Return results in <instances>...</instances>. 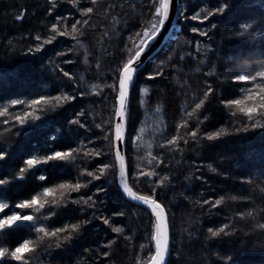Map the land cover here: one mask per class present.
I'll use <instances>...</instances> for the list:
<instances>
[{"label": "trees", "instance_id": "1", "mask_svg": "<svg viewBox=\"0 0 264 264\" xmlns=\"http://www.w3.org/2000/svg\"><path fill=\"white\" fill-rule=\"evenodd\" d=\"M154 2L0 0V74H8L10 81V86L0 89V110L8 109L5 117H0V147L8 154L0 161V178L9 181L0 186V203H8L14 209L20 199H30L31 195L42 192L44 186L86 185L79 191L65 190L63 196L58 192L56 205L50 199L51 216L47 212L27 213L34 215L37 227L48 230L57 227L70 230L72 224L80 225V234H74L73 241L61 249L55 245L64 234L40 240L34 229L29 235L23 226L10 239L0 233V247L19 246L24 239L32 241L31 250L25 254L28 264L149 263L153 254V222L144 209L128 204L122 197L117 186L112 141L106 137L112 136L115 118V93L107 87L113 83L114 58L122 53L123 59H119L122 66L128 50L134 49L139 41L137 36L141 38L145 31L151 30L156 23ZM222 2L180 0L175 39L137 76V83L144 91L137 89L132 101L136 111L134 143L130 141L125 147L129 184L138 195L152 196L165 208L171 243L168 264H223L219 257L230 253L238 256L240 264H264V229L258 227L264 223V131L241 133L216 143L205 141L204 147L191 140L185 145L181 139L195 128L196 117L200 120L208 117L201 126L202 132L228 127L232 112L237 113V122L244 119L247 123L238 107L224 109L219 100L245 99L250 93L258 95V85L264 83L259 77L256 81L235 83L231 78L237 71L255 76L264 65V0H229L233 3L229 11L203 20L208 11ZM53 4L56 7L50 15ZM88 7L93 11L82 15V10ZM17 15L23 19L17 21ZM194 15H198L196 20L191 19ZM57 16L66 19L57 20ZM85 19L87 24L83 23ZM78 20L81 23L73 31L71 25ZM53 23L68 34L57 36L40 53L28 52L29 47L35 48L55 35L51 32ZM246 25L250 26L247 32L255 31V36L237 35L245 32ZM193 27L207 32L208 36L191 32ZM36 36L41 40L37 41ZM198 42L200 51H197ZM204 45L214 51L205 52ZM236 56L241 57L243 70H233L223 59H218ZM65 71L71 79L63 75ZM156 72L161 75L156 76ZM149 75L155 79L148 80ZM115 82L117 86L118 79ZM64 84L77 86L85 95H77L71 102L49 99L40 106L43 112L29 109L41 116L42 121L38 122L41 126L18 135L15 129L19 126L13 117L24 111L25 106H13L11 101L72 93V87H61ZM208 85L213 86L216 95H210L209 103L194 114L185 129L186 113L204 98ZM57 104L62 107L57 109ZM78 112H83L80 122L90 131L85 132L78 125L69 130L67 121ZM75 132L80 134L73 135ZM173 136L178 139L170 148L166 141ZM69 148L75 152L60 167L42 166L35 173L26 172L23 180L13 179L20 175V167H26L23 160L30 155ZM153 156L162 157L163 163L157 165ZM104 164L109 168L100 176L99 169ZM209 165L216 172L210 171ZM45 170L48 179L41 182L38 176ZM89 171L100 179L93 180L87 175ZM141 172H157L159 175L152 177L153 181L164 176L169 179L161 186L149 183ZM97 188L105 191L97 193ZM81 196L85 199L92 196L96 201L94 207L88 208ZM74 199L79 203L72 204ZM216 199H221V204L212 208ZM204 200H209V204H203ZM118 212L124 215H114ZM93 216L110 218L112 227L122 228L123 232H112L102 219ZM84 220L89 223L80 224ZM225 224L229 225L225 229L230 233L228 237L211 238L207 233V228L215 230ZM86 248L88 252L84 251ZM103 252L109 255L105 257Z\"/></svg>", "mask_w": 264, "mask_h": 264}, {"label": "snow or ice", "instance_id": "2", "mask_svg": "<svg viewBox=\"0 0 264 264\" xmlns=\"http://www.w3.org/2000/svg\"><path fill=\"white\" fill-rule=\"evenodd\" d=\"M95 3V0H93ZM172 0H156L154 2L153 7L155 8L154 18L156 23L152 24V28L150 31H145L143 33V37L137 36V39H140L139 45L135 49L128 50L127 59H124L122 66L119 63V59H123V55L119 58H114L115 66L111 69V78L113 83L107 85V87L111 88L112 92L115 93L114 103H115V134H114V147L116 149L115 159L119 164V187L126 197H129L132 201H136L142 205H145L147 209L151 210L152 216L155 217V231L151 235V240L155 242V251L151 255L149 264H167V254L169 252V244L170 237L168 228L165 224V208L162 207L161 203L157 202V199H154L152 196L147 195H138L136 192L129 187L126 176H125V161L124 156L121 154L124 147L131 141L134 143L133 135L135 133V121H136V111L133 107V96L134 93L143 92L144 89L140 88L137 83V76L141 74L140 65L144 61L145 55L150 50L152 43L154 40L158 39L161 32L165 29L166 23L170 18V7ZM233 6V3H230L229 0H224V2L220 3L218 7L214 8L211 11H208L206 15L203 16V20H208L209 17L216 14H224L229 11ZM56 7L55 4L52 5V8L49 9V14L51 15L53 9ZM93 9L91 7L85 8L82 10V15L84 13H91ZM198 15H194L191 19L196 20ZM17 21H21L23 16L17 15L15 18ZM66 19L61 16H57V20ZM188 19V17H185ZM81 22L78 20L76 23L71 25L73 31L77 30L78 25ZM84 24H87L88 21L85 19L83 21ZM248 25L245 26V32H238L237 35H244L247 33L248 35L255 36L256 32H247ZM212 28L215 29L216 25H212ZM51 32L55 33V35L51 39H44L42 44H37L35 48L29 47L28 52L32 53H40L44 45H48L52 43L57 36H66L68 33L66 31H61L58 29L56 23H53L51 26ZM193 33H199L200 36H208V33L198 29L197 27H193L191 29ZM76 39L75 36L72 37ZM36 40L40 41L41 37L36 36ZM197 51H200V44H197ZM205 52L214 51V49H209L207 45H204ZM58 55H64V53H58ZM264 55V53H262ZM251 59V56L247 57ZM218 59H223L229 68L235 70L239 68L243 70V61L241 57H218ZM240 61V63H237ZM203 63V61H201ZM43 69V65L40 66ZM65 77H69V73L65 71L63 73ZM161 75L160 72H156V76ZM118 77V90L116 86V79ZM257 77L260 78L262 82H264V65L261 66V70L256 73L255 76L251 74H239V72H235L232 74V81L235 82H252L256 81ZM71 79V77H69ZM148 80L155 79L154 76L149 75L147 77ZM5 86H10V81L8 78V74H0V89ZM62 88L72 87L73 92H62L61 95L57 96H45L41 95L37 99H13L11 104L13 106H25V110L16 114L13 117V121L19 127L15 129L18 135L22 136L29 132L32 128H38L41 126L42 118L35 114V111L43 112L44 109L40 108V106L46 103L47 100L52 99L54 101H67L71 102L76 99V96H84L85 93L80 91L79 88L75 85L64 84L61 85ZM259 93L252 94L250 93L245 99H223L219 100V104L223 106L224 109H231L232 106H236L239 108V113L242 114V117L247 120V123L244 122V119H240L238 122L236 120L237 113L232 112V122L228 125V127H219L213 131H203L201 130V126L204 121L208 119L207 116H204L203 120H200L196 117L197 122L195 128L193 130L187 131L185 137H182L183 143L188 145L190 140L193 144L204 147V142L216 143L221 141L224 138L239 135L241 133H249L254 130H262L264 131V83H260L258 85ZM210 95H216L215 90L212 85H208L206 91L203 92V99H200L198 103H195L194 108L190 112L186 113L188 117L187 120L183 122V127L187 129L189 127V120L194 118V114L198 113L199 110H202L204 106L210 101ZM107 99V97L105 98ZM246 101L248 102L246 104ZM62 107L61 104H57L56 108L60 109ZM29 109H34L35 111H30ZM8 109L0 110V117H5ZM83 115V112H78L76 116L67 121L69 130L71 131L73 125H78L80 129H84L85 132L90 131L84 123L80 122V116ZM259 117V119H257ZM4 123L7 125L8 120L5 119ZM111 129V121L108 124ZM229 128L232 130L229 131ZM79 132L73 133V135H79ZM109 141H112L113 137L108 135L106 137ZM177 137L173 136L171 140L166 141V145L170 148L174 146L177 142ZM48 143V141H45ZM165 145H161V148H164ZM75 152L74 148H69L68 150H55V151H44V154H35L30 155L28 158L23 160V164L26 167L19 168V176L13 177L15 180H23L24 174L26 172L35 173L40 170L42 166H51V167H60L63 163L67 162ZM101 153H97L100 155ZM6 154L2 147H0V161H4L6 159ZM152 160L155 161L157 165L163 163V158L157 159L156 156L152 157ZM109 168L108 164H104L103 167L99 169L100 176H103L105 170ZM209 169L212 172H216L215 168H212L209 165ZM89 177L93 180L100 179V176L95 175L92 171L87 173ZM140 175L145 176L149 183H155L157 185L163 186L165 182L168 181L169 177L164 176L155 181L152 180V177L158 176L157 172H141ZM39 181L45 182L48 177L46 175V170L42 174L38 176ZM188 179V177H185ZM196 179H200L199 176ZM112 183V181H110ZM9 184V181L0 178V186H4ZM82 187H86V185H81L80 183L69 184V183H60L55 186H44L42 188V192H38L37 194L31 195V198L20 199L19 202L15 203L14 209L8 203H0V233H5L9 239L12 235L18 231H21V226L23 228L28 229V234H31V230L34 229L37 237L40 240L44 238H54L58 234H64L62 241H57L55 248L61 249L65 243L72 242L74 239V234L79 235V224H72L71 229L69 230L67 227H57L53 230H48L44 226H36V222L34 220V215L27 214L29 211H34L39 215H44L45 212L51 216L53 214L52 208L49 207V201L51 199V204L56 205L55 196L59 192L61 196L64 195L65 190L71 191H79ZM105 191L103 188H97L96 192L100 193ZM152 192L155 193L156 189L153 188ZM80 200L87 205L88 208L94 207L96 201L93 200L92 196L85 197L81 196ZM92 201V203H89ZM72 204L79 203L78 200H72ZM199 203V201H197ZM203 204H209V200H204ZM221 204V199H216L215 202L211 205L212 208L217 207ZM7 210V211H6ZM10 213V214H9ZM114 215L123 216L124 212L114 213ZM251 215V213H248ZM102 219L105 225H108L112 232L114 233H122V228L112 227L110 224V218L106 217H95L93 219ZM88 220L81 221L80 224H87ZM229 227L228 224L223 225L218 229H213L212 227L207 228V233L210 234L211 238H219V237H228L230 233L226 231ZM259 228L264 229V223L258 225ZM235 230L233 229V232ZM42 234V235H41ZM127 239V237H125ZM207 239V238H206ZM32 243L29 239H24L22 243H19V246H10V247H0V264H13V262H20V264H28L25 254L29 252L30 244ZM85 252H88L89 249H84ZM103 256L107 257L109 255L108 252H103ZM212 255H217L216 253H212ZM219 259L223 262V264H240L239 258L235 254H228L226 257L220 256ZM205 264H210V262H205Z\"/></svg>", "mask_w": 264, "mask_h": 264}, {"label": "water", "instance_id": "3", "mask_svg": "<svg viewBox=\"0 0 264 264\" xmlns=\"http://www.w3.org/2000/svg\"><path fill=\"white\" fill-rule=\"evenodd\" d=\"M179 1L180 0H172L171 7H170V18H169V20L166 23L165 29L161 32V34L158 37V39L153 41L150 50L148 51V53L144 57L143 63L140 65V69L143 66H145V64L148 63V61L150 59H152L155 56H157L158 54H160L161 49L167 44L168 40L170 39L171 34L175 30V26H176L177 20H178V16L177 15H178V10H179ZM139 43H140V41H139ZM139 43L136 45V47L139 45ZM115 122H116V117H115ZM115 122H114L113 138H114V134H115ZM114 144H115V141L113 143L114 162L116 163L117 174H118V177H119V164H118V162L115 159L116 149L114 147ZM121 154L124 156V161H125V150H124V148H123ZM125 176H126V180H127V183H128V174H127L126 162H125ZM128 185H129V183H128ZM118 186H119V179H118ZM129 187H130V185H129ZM120 191H121L123 197L129 203H131V204H133V205H135V206H137V207H139L141 209L147 210L148 213L150 214V216L152 217V219L154 220V226H155L156 221H155V217L152 216V214H151V210L147 209L145 205H142V204H140V203H138L136 201H132L129 197H126L124 195V193L122 192L121 188H120ZM165 224H166V226L168 228V220H167V217H166V213H165ZM153 244H154V248H155V242L154 241H153ZM169 247H170V244H169ZM168 254H169V252H168ZM168 254H167V257H166L167 258V262H168V259H169V255Z\"/></svg>", "mask_w": 264, "mask_h": 264}, {"label": "bare ground", "instance_id": "4", "mask_svg": "<svg viewBox=\"0 0 264 264\" xmlns=\"http://www.w3.org/2000/svg\"><path fill=\"white\" fill-rule=\"evenodd\" d=\"M181 7V4L179 3V8ZM117 79H118V77H117ZM190 92V91H189Z\"/></svg>", "mask_w": 264, "mask_h": 264}, {"label": "rangeland", "instance_id": "5", "mask_svg": "<svg viewBox=\"0 0 264 264\" xmlns=\"http://www.w3.org/2000/svg\"><path fill=\"white\" fill-rule=\"evenodd\" d=\"M140 161H141V163L143 162L142 159Z\"/></svg>", "mask_w": 264, "mask_h": 264}]
</instances>
